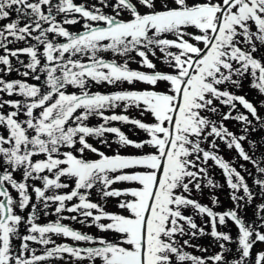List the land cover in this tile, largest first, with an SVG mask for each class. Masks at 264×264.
Segmentation results:
<instances>
[{
	"label": "snow or ice",
	"instance_id": "6c2138e0",
	"mask_svg": "<svg viewBox=\"0 0 264 264\" xmlns=\"http://www.w3.org/2000/svg\"><path fill=\"white\" fill-rule=\"evenodd\" d=\"M0 264H264V0H0Z\"/></svg>",
	"mask_w": 264,
	"mask_h": 264
},
{
	"label": "rangeland",
	"instance_id": "374dc122",
	"mask_svg": "<svg viewBox=\"0 0 264 264\" xmlns=\"http://www.w3.org/2000/svg\"><path fill=\"white\" fill-rule=\"evenodd\" d=\"M99 91H102V90L99 89ZM131 114H132L134 117L141 118V117L139 116V113H138L137 111H131ZM135 115H136V116H135ZM142 118L145 119V120H150V119H151L150 116H145V117H142ZM127 128H128V129L130 128L131 132H133V133H136V134H138V133H142V132H140V131H138V130H136V129L131 128V126H127ZM143 136H144V135H143ZM143 136H142V137H143ZM142 137H141V138H142ZM141 138H140V139H141ZM132 151H134V150H133V149H129V152H132ZM224 155H225V158H226V159H230V158L234 155V153L224 152ZM212 175L217 179L218 182H220V183H223V182H224L223 176L220 174V171H219L218 169H213V171H212ZM220 198H221V200H223V201L225 202V204L228 203V201H227V191H226V190L220 193ZM113 203H114V202H113ZM109 208H110L111 210H115V209L112 207L111 204L109 205ZM52 219H54V217L46 216V219H45L44 221L46 222V221H50V220H52ZM44 221H43V222L40 221V223H45ZM73 225H74V227H79V228L82 229V230L89 231L90 233H95V232H96V229H94V228H93V229H84L83 226H81V225H79V224L74 223ZM21 230L23 231V229H21ZM57 242H58V243L63 242V241H62V238L59 239V240H57ZM69 242H71V241H69ZM17 243H18V242H17ZM33 246L37 248V252H38V254L42 253V251H43L42 246H37V245H33Z\"/></svg>",
	"mask_w": 264,
	"mask_h": 264
}]
</instances>
